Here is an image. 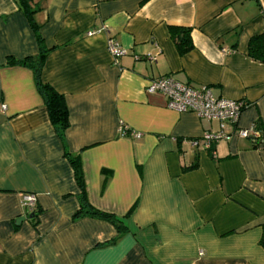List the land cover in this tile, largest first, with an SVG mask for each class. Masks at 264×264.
I'll list each match as a JSON object with an SVG mask.
<instances>
[{
    "label": "crops",
    "instance_id": "obj_1",
    "mask_svg": "<svg viewBox=\"0 0 264 264\" xmlns=\"http://www.w3.org/2000/svg\"><path fill=\"white\" fill-rule=\"evenodd\" d=\"M38 1L49 49L41 79L64 96L69 126L61 140L33 70L7 64L38 46L14 0H0V264H264V142L232 134L205 148L201 134L218 121L145 89L170 76L243 99L236 126L264 139V62L247 54L264 34V0ZM169 25L190 27L192 49L178 53ZM109 37L125 51L117 64ZM66 151L88 204L118 218L124 234L75 217L81 189ZM24 192L37 198L32 218Z\"/></svg>",
    "mask_w": 264,
    "mask_h": 264
},
{
    "label": "built area",
    "instance_id": "obj_2",
    "mask_svg": "<svg viewBox=\"0 0 264 264\" xmlns=\"http://www.w3.org/2000/svg\"><path fill=\"white\" fill-rule=\"evenodd\" d=\"M103 30V27L97 30L90 29L87 35H93ZM107 49L115 64L125 53L119 43L112 37L108 38ZM229 51L228 49H223V52L228 53ZM145 89L149 93L159 92L163 94L168 108L178 112L193 113L200 119L218 121L217 130H207L201 134L205 148H209L212 143L218 140H228L232 134L250 139L254 144L264 142L261 132L254 126L250 128H239L236 126L240 113L246 106V101L243 99L233 100L215 97L208 86H194L190 83H182L170 76L151 79ZM1 108L4 109L5 106L2 105ZM119 132L121 135L126 134V128L123 124L120 125ZM131 135L136 138L140 136L136 132H131ZM196 143V140L192 141V145H196ZM36 199V195L31 192L21 194V205L24 210V216L28 217L33 213L36 207Z\"/></svg>",
    "mask_w": 264,
    "mask_h": 264
},
{
    "label": "trees",
    "instance_id": "obj_3",
    "mask_svg": "<svg viewBox=\"0 0 264 264\" xmlns=\"http://www.w3.org/2000/svg\"><path fill=\"white\" fill-rule=\"evenodd\" d=\"M14 2L16 3L18 10L26 17L34 33L38 46V53L35 57H28L22 60H14L10 58L7 60V64L24 65L30 67L33 70L36 78L38 92L40 93L44 101L50 122L54 127L58 137L62 140L64 131L69 126L68 109L64 100V96L54 90L47 83H44L41 79V70L44 65L46 55L49 52V49L44 46V42L39 31L40 24L36 21L35 18L36 13L42 9V5L38 0H14ZM168 31L170 38L174 42L179 54H184L185 52L192 49L193 44L190 36V27L169 25ZM247 54L251 59L255 61L264 62V34L255 35L249 39ZM65 154L69 158V161L74 170L76 182L81 189L80 208L75 213V217L88 214L92 217L104 219L112 223L116 227L119 236L124 234L127 231L126 227L118 218H116L112 214L97 210L88 204L83 194V176L78 158L75 156H71L68 151H66ZM33 215L34 213L31 214V218L33 217ZM114 241L115 240H112L111 242ZM260 245L264 247V231H262Z\"/></svg>",
    "mask_w": 264,
    "mask_h": 264
},
{
    "label": "water",
    "instance_id": "obj_4",
    "mask_svg": "<svg viewBox=\"0 0 264 264\" xmlns=\"http://www.w3.org/2000/svg\"><path fill=\"white\" fill-rule=\"evenodd\" d=\"M19 220H17V222H18Z\"/></svg>",
    "mask_w": 264,
    "mask_h": 264
}]
</instances>
